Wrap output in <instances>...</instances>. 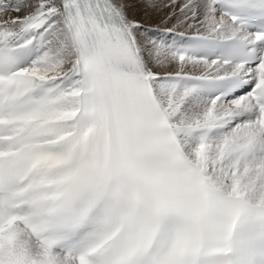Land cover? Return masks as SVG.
Here are the masks:
<instances>
[{
    "label": "snow or ice",
    "instance_id": "6c2138e0",
    "mask_svg": "<svg viewBox=\"0 0 264 264\" xmlns=\"http://www.w3.org/2000/svg\"><path fill=\"white\" fill-rule=\"evenodd\" d=\"M0 264H264V0H0Z\"/></svg>",
    "mask_w": 264,
    "mask_h": 264
},
{
    "label": "bare ground",
    "instance_id": "6f19581e",
    "mask_svg": "<svg viewBox=\"0 0 264 264\" xmlns=\"http://www.w3.org/2000/svg\"><path fill=\"white\" fill-rule=\"evenodd\" d=\"M155 3L156 4H163L164 3V1H162V0H155ZM140 11V14H141V16H142V14H143V11L142 10H139ZM168 11V9H162V11H160V12H156V11H153L152 13H151V15H152V19L154 20V21H159V19L162 17V15L165 13V12H167ZM170 27V26H169ZM180 31H184V29H180ZM166 67H168V68H172V67H174V65H166ZM195 74H199V72L197 71Z\"/></svg>",
    "mask_w": 264,
    "mask_h": 264
},
{
    "label": "rangeland",
    "instance_id": "374dc122",
    "mask_svg": "<svg viewBox=\"0 0 264 264\" xmlns=\"http://www.w3.org/2000/svg\"><path fill=\"white\" fill-rule=\"evenodd\" d=\"M162 1H164V3L166 2V0H162ZM169 26H171V25H169Z\"/></svg>",
    "mask_w": 264,
    "mask_h": 264
}]
</instances>
